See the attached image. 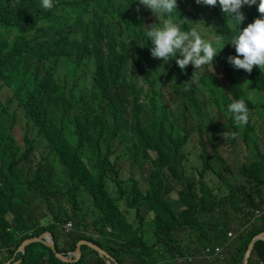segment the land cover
Here are the masks:
<instances>
[{"label": "trees", "instance_id": "16d2710c", "mask_svg": "<svg viewBox=\"0 0 264 264\" xmlns=\"http://www.w3.org/2000/svg\"><path fill=\"white\" fill-rule=\"evenodd\" d=\"M178 1L174 16L183 19L181 10L189 5L192 28L223 36L226 44L212 65H223L228 93L211 84L208 71L200 76L188 66L181 71L175 59L151 60L145 27L154 14L138 0H53L51 9L41 0H0V88L11 92L0 99V264H106L86 245L72 263L59 261L40 242L16 252L24 240L45 232L63 254L86 240L117 264H191L206 247L228 241L231 227L219 220L230 210L254 219L264 198V152L249 118L261 112L253 102L264 96V69L247 73L227 62L236 55L227 43L236 29L219 5ZM258 3L241 8L250 22L260 16ZM182 27L191 29L185 22ZM238 99L249 110L242 127L227 113ZM204 122L217 131L208 135ZM14 127L23 133L22 145ZM122 130L130 133L126 146ZM241 142L244 149L253 143L248 163L239 164ZM212 143L218 148L213 155L206 150ZM225 148L233 153L230 166ZM128 159L140 169L144 188L122 175ZM55 162L66 170L63 183ZM227 175L237 183L230 192L214 194L207 187L210 177L227 182ZM172 189L178 198L169 202ZM160 193L162 204L155 196ZM44 201L50 217L42 224ZM209 213L215 218L207 222ZM67 222L69 232L63 229ZM257 223L233 230L237 236L223 264H241L250 241L264 232V213ZM214 227L220 230L211 239L206 231ZM252 255L264 264V241L254 243Z\"/></svg>", "mask_w": 264, "mask_h": 264}, {"label": "clouds", "instance_id": "9594fccd", "mask_svg": "<svg viewBox=\"0 0 264 264\" xmlns=\"http://www.w3.org/2000/svg\"><path fill=\"white\" fill-rule=\"evenodd\" d=\"M138 2L146 9L151 10L159 21V23L145 27V34L148 40L151 41L152 47L149 51L153 58L161 59L165 64L168 63L170 59H175V63L181 71H183L189 64H191L195 70L202 69L206 65H211L212 68L214 58L226 44L224 43L222 35L215 33L210 38H205V34L197 28L184 30L182 25L186 19H180L178 18V15H173L174 13H177V0H138ZM195 2L209 7H216L219 5L221 11L235 27L236 31L231 35V38L227 42L235 48L236 53L235 56L227 57V62L230 65L236 69H242L247 73H251L254 66L259 69H264V0H259L257 5V11L260 14L259 18L254 19L253 22L249 23L242 30L239 28V25L245 17L240 9L245 5L251 6L257 4V0H195ZM41 7L44 9H51L53 7V0H41ZM203 28L207 29L204 26ZM177 54H179V58H177ZM227 111L231 114L232 119L237 126L242 127L247 124L249 110L243 99L234 100L229 103L227 105ZM171 194L175 195L174 199L170 198ZM177 198L176 192H171L167 195L169 202H173L177 200ZM262 213H264L262 208L254 211V218L257 217L254 223L255 225L258 216ZM208 217L214 219L215 213L207 214L206 221ZM251 220L248 221L244 227L247 225L253 226ZM63 228L66 231L65 224ZM229 232L227 238L232 237V239H228L230 243L226 246L225 251H223V245L206 247L202 251L200 258L211 260L209 263L217 262V264H221L220 262L228 256V247L237 236L232 229H229ZM229 234L231 235L229 236ZM207 248L211 250V255H213L215 248H220L222 259L217 257H205L204 252ZM70 257L74 258L75 256L71 254ZM254 260L262 262L256 256H251L250 253L246 264H252Z\"/></svg>", "mask_w": 264, "mask_h": 264}, {"label": "rangeland", "instance_id": "374dc122", "mask_svg": "<svg viewBox=\"0 0 264 264\" xmlns=\"http://www.w3.org/2000/svg\"><path fill=\"white\" fill-rule=\"evenodd\" d=\"M177 4L179 5V1L178 0H177ZM240 11H241V9H240ZM181 13H182L183 19H186L184 21L185 24H187L189 26V28H192V25H193L195 19L192 17V9H190V6L188 5L186 8H182ZM223 15H224L225 19L229 23H231L230 20H228V18L225 16L224 13H223ZM244 17H245V19L240 24V29L241 30L244 27H246L249 23H251L250 20L246 17L245 14H244ZM153 18L156 21L158 20L155 15H153ZM154 20L153 19H150L147 24H155L156 22H154ZM197 27H199L200 31H202V33H204L208 38L211 37V35L208 34L207 29H204L200 25H197ZM151 60L154 63H159L161 61V59H156V58H153L152 56H151ZM188 68L193 73H198V75H200V76L203 75V74H205L208 71L207 74L209 75V80H210L211 84L216 85V88L217 89L223 90L225 93H228L229 92L230 84H229L228 80L226 79V77L224 75V72H223V69H222L223 68V65H221L219 62H216L214 65H212L213 71H212L211 65L206 66L205 69L203 67L202 69L195 70L193 68V66L191 64H189L188 65ZM10 96H11L10 90L6 86H1V88H0V99L2 101H4L5 99L9 98ZM250 96L251 97H256V95L253 94V93H250ZM143 103H144V101H142L141 106L143 105ZM253 104L255 105V109L258 108L261 112L264 111V109H262V107L264 106V96L263 95L258 96L257 100L254 101ZM255 109H254V111H255ZM261 112L255 111L251 115V117L249 118V127L251 128L253 126V128H254V134H255V138L254 139H256V138H259L260 139V149L262 150V152H264V114H262ZM126 124L129 125L128 122H126ZM142 126L143 125L141 124L140 127H142ZM203 129H204V131L208 135L209 134H213V133H215L217 131V128L213 126V123H209V122H204L203 123ZM13 135H14L16 141L18 142V144L19 145H22L23 133H22V131L18 127H14V129H13ZM235 135L240 139L241 136L239 134L235 133ZM121 136H123L122 138H124V144H123V146L128 145L129 144L128 139H129L130 133H127V132H125V131L122 130ZM114 141H116V139H114ZM242 145L243 144L241 142V144H240V146L238 148L239 164L240 163H248L249 161H251L253 159V153L255 152V150L253 148V143L252 142L249 143V145L247 147L248 149L247 148L244 149L242 147ZM258 146H259V144H258ZM206 150H207V152L209 154L213 155L215 152L218 151V148H217V146H216L215 143H212V144H210V145L207 146ZM223 152H224V155L226 156V160H227L228 166H230L231 165V159H232V154L233 153L228 148H225L223 150ZM220 153H221V151H220ZM130 162H131V160L128 159V160H125L123 162V164H121L122 169H123L122 170V175L124 177L132 176L134 178V180H140L139 179L140 178V173H141L140 169H138L136 163L133 166H131L130 165ZM54 164L56 165L55 166V171L57 172L58 176L60 177L61 183H63V169H64V175H66V170H65V168H62V166L57 165L56 162ZM88 167L90 168L89 165H88ZM213 167H214L213 168L214 171L215 172H218L220 170V167H221V161L216 160L214 162V164H213ZM236 168L237 167L235 166V170H234L235 172L237 171ZM190 175H191V177H193L192 174H190ZM113 178H114V176L112 175L111 176V179H110V182H111L112 185H115L114 182H113ZM66 181L67 180L65 178L64 184L62 185L63 186L62 187V191L63 192L67 191V182ZM226 181H227L226 192H230V190L233 189L237 185V183L230 177V175H227L226 176ZM230 182H232L233 184H230ZM140 186H141V188H144L145 187V183H143L141 180H140ZM171 192H173V193L176 192V189H172ZM155 196L160 201V203L162 204L163 199H164V196L161 195V193L160 194H156ZM170 198L174 199L175 198V195L174 194H171L170 195ZM34 201H35V203H37L39 201V199H35ZM228 208L231 209L227 205L225 209H228ZM40 214H44V216H45L43 219H41V223L42 224L43 223H47V220L50 217V212H49V205L45 201L43 202V204L40 205V209L38 211V215H40ZM241 214L242 213H240V212H233V210H230V213L228 215H224L222 217V219L219 220V222L221 224H223L225 221H228V222L230 220L237 221L239 219V217H240ZM35 216H36V211H35ZM8 218H10V216H8ZM71 229L69 231H71ZM238 259H239L238 257H235V260H238ZM203 260L204 259L203 258H200V257L193 258V259L191 258V262L190 263L191 264H202L201 262ZM7 262H9L8 264H12V259L9 260V261H7ZM220 263L222 264V262H220Z\"/></svg>", "mask_w": 264, "mask_h": 264}, {"label": "water", "instance_id": "95a60500", "mask_svg": "<svg viewBox=\"0 0 264 264\" xmlns=\"http://www.w3.org/2000/svg\"><path fill=\"white\" fill-rule=\"evenodd\" d=\"M264 241V232L258 233L257 235H255L253 237V239L250 241V243L248 244L247 250L243 256V262L242 264H246L247 263V258L249 257L251 251L253 250V246L254 243L256 241ZM36 242H40L43 245H45L46 247H48L54 254V256L61 262L64 263H72V262H76L80 259V247L82 245H86L89 248H91L92 250H94L95 252H97L98 255H100L101 257H103L106 261V264H117V262L108 254L106 253L104 250H102L100 247H98L97 245L86 241V240H80L76 243V248L72 253L69 254H63L60 252H57L56 247H55V242L53 240V237L51 235L50 232H45L41 235H39L38 237H34V238H29L24 240L20 246L18 247L16 252H20V253H24V249L27 245L31 244V243H36ZM73 254L75 257L71 258L70 255ZM20 260L16 261L14 264H20ZM9 262H5L3 264H8Z\"/></svg>", "mask_w": 264, "mask_h": 264}, {"label": "crops", "instance_id": "0c3cea01", "mask_svg": "<svg viewBox=\"0 0 264 264\" xmlns=\"http://www.w3.org/2000/svg\"><path fill=\"white\" fill-rule=\"evenodd\" d=\"M230 184H233L232 182H230ZM206 185L209 189H212L213 190V193L214 194H223L225 191H226V185H227V182H218L214 179V177H210L207 182H206ZM263 210H264V198L262 200V207H261ZM245 212H247V209L245 210ZM244 215L245 214H241L239 219L237 221H233V220H230L227 225L231 227L232 230H236V229H242L245 224L247 223V218H244ZM257 217H255L254 219L251 220V224H254L255 223V220H256ZM212 219H210V217H208L207 221H210ZM241 220V221H240ZM239 224L241 226H239ZM256 224H258L256 222ZM219 231V227H217V229L214 227V228H211L210 231H206V234L209 238H215L216 235H218ZM230 233V232H229ZM229 240L232 239V237H228ZM230 243V241L226 242L222 248H223V251L226 250V246Z\"/></svg>", "mask_w": 264, "mask_h": 264}, {"label": "built area", "instance_id": "2783aa9c", "mask_svg": "<svg viewBox=\"0 0 264 264\" xmlns=\"http://www.w3.org/2000/svg\"><path fill=\"white\" fill-rule=\"evenodd\" d=\"M71 227H72L71 222H68V223L65 224V229H66V231H69V230L71 229ZM230 235H231V234H229V236H230ZM210 252H211V250H210L209 248H207V249L205 250V252H204V256H205V257H209V258H210V257H217V258H219V259H222L221 249H220V248H215V249H214V253H213V255H211ZM252 264H262V262H260V261H258V260H254Z\"/></svg>", "mask_w": 264, "mask_h": 264}]
</instances>
